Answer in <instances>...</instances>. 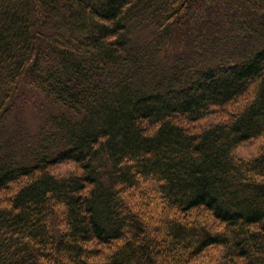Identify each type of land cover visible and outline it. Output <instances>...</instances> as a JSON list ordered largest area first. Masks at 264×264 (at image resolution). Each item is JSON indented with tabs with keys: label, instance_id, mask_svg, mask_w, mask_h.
<instances>
[{
	"label": "trees",
	"instance_id": "1",
	"mask_svg": "<svg viewBox=\"0 0 264 264\" xmlns=\"http://www.w3.org/2000/svg\"><path fill=\"white\" fill-rule=\"evenodd\" d=\"M260 137L264 0H0V264H264Z\"/></svg>",
	"mask_w": 264,
	"mask_h": 264
},
{
	"label": "rangeland",
	"instance_id": "2",
	"mask_svg": "<svg viewBox=\"0 0 264 264\" xmlns=\"http://www.w3.org/2000/svg\"><path fill=\"white\" fill-rule=\"evenodd\" d=\"M41 109L44 113L33 108L26 113L25 126L31 134L38 132L44 119L43 117L48 111L46 107ZM217 120L219 118L216 115H212L204 119L203 123ZM262 151H264V137L243 142L236 150L235 156L238 159L250 160L258 156ZM74 170L75 164L73 162H66L54 167V172L59 176H66ZM8 198L9 194L7 191L0 192V203L8 204ZM126 199L152 226H159L161 220L165 218L166 206L158 193L156 183L151 180H142L137 188L127 192ZM222 253L223 249L221 247H212L200 259V262L201 264H217L222 260Z\"/></svg>",
	"mask_w": 264,
	"mask_h": 264
}]
</instances>
